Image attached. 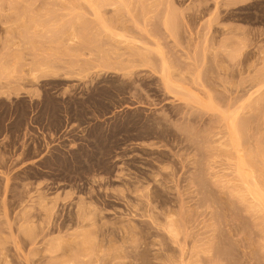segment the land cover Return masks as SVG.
Segmentation results:
<instances>
[{"label": "rangeland", "instance_id": "rangeland-1", "mask_svg": "<svg viewBox=\"0 0 264 264\" xmlns=\"http://www.w3.org/2000/svg\"><path fill=\"white\" fill-rule=\"evenodd\" d=\"M239 161L264 0H0V264H264Z\"/></svg>", "mask_w": 264, "mask_h": 264}, {"label": "bare ground", "instance_id": "bare-ground-1", "mask_svg": "<svg viewBox=\"0 0 264 264\" xmlns=\"http://www.w3.org/2000/svg\"><path fill=\"white\" fill-rule=\"evenodd\" d=\"M240 154V153H239ZM242 156V155H241ZM244 163L245 164H247L248 165V163L246 162V161H244ZM243 164V163H242ZM242 164L240 163V161H239V163H238V166L236 167L237 169H236V172L238 173V177H239V179H241L243 176H245V177H249V179H248V181H250V182H248L246 179L247 178H245L242 182H243V185H244V183H245V189L246 190H244V188H243V190L242 191H244L243 193H245V191H247L249 194H250V196L253 198H251L250 199V201H253V200H257L258 201V203L260 202L261 204H264V193L263 192H261L260 190H262V189H260L259 190V188H260V186H259V184H258V182H256V180H254L253 181V177H254V175H251V174H253L252 172H251V174L249 175L248 174V172L247 171H249V170H244V168H242ZM244 166V165H243ZM249 166H250V164H249ZM246 167V166H245ZM248 169V168H247ZM250 169V168H249ZM252 177V181L250 180V178ZM256 178V177H255ZM254 178V179H255ZM259 187V188H258ZM247 194V193H246ZM245 194V195H246ZM248 194V195H249ZM251 204H252V202H251ZM253 204H254V202H253ZM264 206V205H263ZM263 208V207H262ZM177 228V227H176ZM169 230L171 231V232H173L174 231V229L172 228V225L170 224L169 225ZM28 232H30V231H28ZM29 234H32V233H29ZM178 234V233H177ZM176 234V235H177ZM30 236V235H29ZM32 236V235H31ZM31 238V237H30ZM118 255V254H117ZM115 256V255H114ZM115 258V257H114ZM108 259V258H107ZM111 259V258H110ZM98 260H99V258H98ZM113 260V259H112ZM111 261V260H110ZM115 261V260H114ZM96 262H97V260H96ZM99 263V262H98ZM102 263H104V262H102ZM108 263V262H107Z\"/></svg>", "mask_w": 264, "mask_h": 264}]
</instances>
